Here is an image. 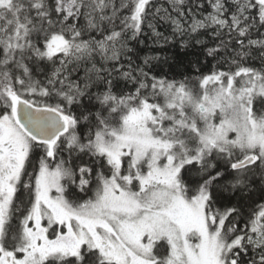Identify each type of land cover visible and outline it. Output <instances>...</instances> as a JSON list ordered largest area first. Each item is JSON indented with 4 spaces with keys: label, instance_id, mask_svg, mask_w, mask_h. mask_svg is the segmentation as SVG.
Wrapping results in <instances>:
<instances>
[{
    "label": "snow or ice",
    "instance_id": "6c2138e0",
    "mask_svg": "<svg viewBox=\"0 0 264 264\" xmlns=\"http://www.w3.org/2000/svg\"><path fill=\"white\" fill-rule=\"evenodd\" d=\"M0 264H264V0H0Z\"/></svg>",
    "mask_w": 264,
    "mask_h": 264
},
{
    "label": "trees",
    "instance_id": "16d2710c",
    "mask_svg": "<svg viewBox=\"0 0 264 264\" xmlns=\"http://www.w3.org/2000/svg\"><path fill=\"white\" fill-rule=\"evenodd\" d=\"M158 31L164 32L165 28L160 27ZM141 39L144 40V45H140L142 52L141 54L148 55H158L163 59L164 57H170L172 59L169 60V65H165L163 70L172 73L184 71V66L187 65L188 60L192 59V50L182 51L180 49V40L177 38L175 41L170 44H162L155 43L154 37L151 36L149 31H145V33L141 36ZM203 59V57H201ZM211 60L208 61V67L211 66Z\"/></svg>",
    "mask_w": 264,
    "mask_h": 264
}]
</instances>
